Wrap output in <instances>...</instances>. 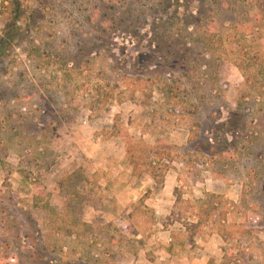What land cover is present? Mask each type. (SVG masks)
I'll list each match as a JSON object with an SVG mask.
<instances>
[{
    "label": "rangeland",
    "instance_id": "rangeland-1",
    "mask_svg": "<svg viewBox=\"0 0 264 264\" xmlns=\"http://www.w3.org/2000/svg\"><path fill=\"white\" fill-rule=\"evenodd\" d=\"M0 264H264V0H0Z\"/></svg>",
    "mask_w": 264,
    "mask_h": 264
},
{
    "label": "trees",
    "instance_id": "trees-1",
    "mask_svg": "<svg viewBox=\"0 0 264 264\" xmlns=\"http://www.w3.org/2000/svg\"><path fill=\"white\" fill-rule=\"evenodd\" d=\"M200 15H201V13H199V15H197V16H194V15H193V18L196 17V18H195V21H196V19L199 20V21H201ZM191 23H193V25H195L196 22L193 21V22H191Z\"/></svg>",
    "mask_w": 264,
    "mask_h": 264
}]
</instances>
